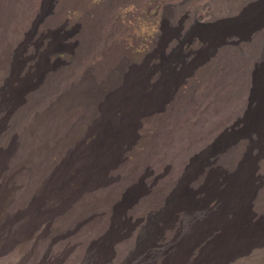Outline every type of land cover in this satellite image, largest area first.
Returning a JSON list of instances; mask_svg holds the SVG:
<instances>
[{
  "label": "rangeland",
  "instance_id": "1",
  "mask_svg": "<svg viewBox=\"0 0 264 264\" xmlns=\"http://www.w3.org/2000/svg\"><path fill=\"white\" fill-rule=\"evenodd\" d=\"M42 2L43 0H0V146L2 144L6 148L13 136H17L0 162V264H15L18 260L17 251L30 239L34 225L65 208L62 205L73 201L81 190L95 186L94 181L104 179L108 167L124 159L123 154L127 160L126 165L134 162L158 163L161 164L158 172H161L167 166L179 164L178 160L181 163L183 160L187 162L193 155L201 153L217 136L244 118L250 90L254 87L249 79L242 77L243 61L232 55L236 52L225 53L223 50L217 58L197 70L195 67L198 62L188 66L179 75L173 72L175 64L171 62L167 67L162 65L155 75L138 68L129 70L125 75L120 71L113 75L108 71L104 74L107 69L105 64L116 63V67L121 68L118 62L123 58H126L127 64H130L128 60L131 65L134 60L141 63L148 53V35H152L154 40V36L159 34L161 20L164 17L165 20L170 19L171 9L176 14L171 20L174 26L187 11L192 16H199L202 21L209 19L211 15L219 18L227 12H237L239 15L238 6L242 0H58L54 16L45 21L40 33L46 28L66 22L74 30L79 24L86 29L96 26L100 36L107 29L106 36L111 39L110 47L105 49L103 41L98 44V36L89 52L83 51L79 56L78 50L73 49L78 56H66L65 60L72 62L69 71L74 73V77L62 88L61 97H52L50 106L44 112L39 110L33 115L25 130H11L17 122V117H14L6 132L4 125L9 112L28 95L33 94L38 83H51L55 80L53 72L45 63L47 55L42 52L32 62V75H24L17 67L12 82L7 87L4 82L10 78L9 72L5 71L10 69L15 51L40 14ZM183 3L187 6H182ZM97 5H100L98 9ZM88 12L93 15L91 18L85 17ZM157 15L160 18L155 21ZM96 16L101 20L97 25ZM207 38L209 37L203 36L202 41L207 42ZM198 46L200 44L193 47V50ZM206 53L198 61H203L207 57ZM165 72L170 73L167 77L170 84H164ZM133 76L144 79L145 96L157 92L173 93L162 105L146 111L138 118L136 128L139 124L142 127L137 131L135 129L134 133L130 130V136L119 141L113 153V156L116 155L113 161L107 162L101 171L87 175L81 186H69L70 176L75 175V170L81 167L80 157L87 156L85 154L88 149L98 142V126L103 117L105 119L104 110L109 107V99L125 88L127 80ZM94 77L98 79V89L93 88ZM175 78L177 81L174 83ZM178 83L182 85L176 90ZM261 84L256 88L262 91L264 86ZM166 86L168 88L165 90ZM258 101L264 103V98ZM257 104L258 108L263 106L258 102ZM86 107L91 111L89 115ZM111 108L115 118L122 120L119 109L114 106ZM68 109L70 111L67 114ZM251 115L260 118L263 114ZM83 123L85 126L80 138L84 143L70 154L69 165L59 172L58 179L43 184V193L36 200H31L22 207L11 206L16 188L24 186L35 173L32 184L29 185L33 188L44 172H50L48 165L42 163L48 157L65 155L64 145L57 152L51 151L61 139L66 138L73 126ZM250 136H254L258 143L250 144L251 149L247 155L228 157L225 152L227 147L223 145L214 152L217 155L213 163L216 172L211 185L215 191L214 202L217 206H195V209L192 207L182 212H186L188 221L184 234L194 238L191 249H195V253L190 258L189 253H185L181 260L176 262L172 259L168 264H264V125L260 123L258 129L248 134ZM244 148L242 147V151ZM124 150L129 151L123 153ZM13 155H25L22 166L32 168L23 172L17 181V173L14 171L10 175V171L6 169L7 156ZM40 164L43 165L41 168L34 169ZM200 169L199 165L197 173ZM173 170L177 171L178 168ZM176 216L182 220L185 215L180 213ZM199 228L202 229L198 234L196 229ZM188 232L191 235H187ZM172 250L168 257L176 255L178 247Z\"/></svg>",
  "mask_w": 264,
  "mask_h": 264
},
{
  "label": "bare ground",
  "instance_id": "2",
  "mask_svg": "<svg viewBox=\"0 0 264 264\" xmlns=\"http://www.w3.org/2000/svg\"><path fill=\"white\" fill-rule=\"evenodd\" d=\"M186 3L181 5L187 6ZM57 4L58 0H43L40 14L15 51L10 69L5 71V73L9 72L10 78L5 79L4 82L6 87L12 82L17 67L24 75H32L34 72L32 62L42 52L47 55L45 63L53 72L55 80L51 83H38L36 91L9 112L4 125L6 132L9 131L14 117H17V122L11 130H25L33 115L39 110L44 112L50 106L52 97L56 95L58 98L61 97L62 88L70 78L74 77V73L69 71L72 62L65 60L66 56L77 57L83 51L89 52L98 36L100 37L98 44L103 41L105 49L110 47L111 39L106 36L107 29L100 36L96 26L86 29L79 24L74 30L66 22L60 26L46 28L40 33L45 21L54 16ZM99 7L100 5H97V9ZM112 7L114 8L111 5ZM238 9L239 15L237 12H227L219 18L211 15L204 21L187 11L174 26L171 20L176 14L171 9L170 19L165 20L164 17L161 20L159 34L154 36V40L152 35H148L146 39L148 53L141 63L134 60L131 65L128 60L130 64H127L126 58H123L118 62L121 68H117L116 63L105 64L104 67L107 69L104 70V74L108 71L113 75L116 71H120L125 75L129 70L138 68L155 75L162 65L167 67L171 62L175 64L173 72L179 75L188 66H193L197 62L195 70L204 66L217 58L222 50L225 53L236 52L232 55L240 57L243 61L242 77L249 79L254 86L250 90L244 118L217 136L201 153L193 155L187 162L183 160L184 162L181 163L178 160L179 164L167 166L161 172H158L161 166L158 163H156L158 166L143 162L126 165L127 160L123 154L124 159L108 167L104 179L94 181L95 186L81 190L73 201L62 205L66 206L65 208L54 212L49 219H43L34 225L30 239L26 240L23 247L17 251L18 260L15 264H168L172 259L176 262L181 260L185 253H189L188 258L194 256L195 249H191L194 238L191 239L184 234L188 221L186 212H182L192 207L195 209V206L196 208L217 206L214 202L215 191L212 190L211 185L216 172L213 163L217 155L214 152L223 145L227 147L224 151L228 157L247 155L248 150L251 149L250 144L258 143L254 136L248 137V134L258 129L260 123L264 125V103L258 101L264 98V90L256 88L261 83H263L261 86H264V0H242ZM91 16L93 15L90 12L85 15L86 18ZM158 18H160L158 15L155 16V21ZM100 23L101 20L97 17L95 24ZM203 36L209 37L208 44L202 41ZM199 44L200 46L193 50V47ZM73 49H77L79 53H75ZM204 52H207V57L203 61H198ZM226 56L230 57L227 54ZM169 74L165 72L164 84L171 83L169 78L167 80ZM97 80L93 78L95 89H98ZM174 80L175 83L177 80L176 78ZM143 83L144 79L141 76H133L127 80L125 88L109 99V107L104 110L105 119L103 117V121L98 126V142L88 149L85 154L87 156L80 157L81 167L75 170V175L70 176L69 186H81L87 175L101 171L107 162L113 161L116 157L113 153L119 141L129 137L130 130L134 133L135 129L137 131L142 127V124H139L136 128L138 118L146 111L162 105L173 93V91L169 94L157 92L145 96ZM180 85L182 83L176 85V90ZM167 88L168 86L165 90ZM257 102L263 106L258 108ZM111 106L119 109L122 120L115 118ZM69 111L68 109L67 114ZM90 112L86 107V113L89 115ZM251 113L263 115L259 118L252 116ZM84 126L85 123L73 126L66 138L58 142L51 152H57L64 145L63 151L66 154L48 157L42 163L47 164L48 170L51 171L44 172L33 188L29 185L32 184L35 173L24 186L16 188L11 206L22 207L29 201L36 200L43 193L41 190L43 184L58 179L59 172L69 165L70 154L76 151L82 142L84 143L80 138ZM15 139L17 136H13L6 148L1 144L0 162L3 161L4 154L10 150ZM242 147H245L244 151ZM128 151L124 150L123 153ZM24 159L25 155L7 156L6 169L10 171V175H13L14 171L17 173L16 181L23 172L32 169L22 166ZM42 164L35 166L34 169L41 168ZM199 165L201 169L197 173ZM173 168L178 170L175 171ZM180 213L185 215L182 220L176 216ZM214 223L215 221L212 225ZM200 229L202 228L196 229L198 234ZM177 247V254L168 257L169 252Z\"/></svg>",
  "mask_w": 264,
  "mask_h": 264
},
{
  "label": "clouds",
  "instance_id": "3",
  "mask_svg": "<svg viewBox=\"0 0 264 264\" xmlns=\"http://www.w3.org/2000/svg\"><path fill=\"white\" fill-rule=\"evenodd\" d=\"M134 7V6H133Z\"/></svg>",
  "mask_w": 264,
  "mask_h": 264
}]
</instances>
